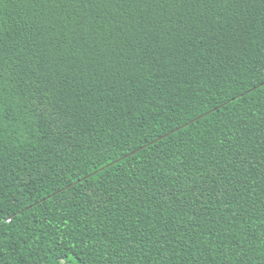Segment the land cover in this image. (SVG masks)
I'll return each mask as SVG.
<instances>
[{
	"label": "trees",
	"instance_id": "trees-1",
	"mask_svg": "<svg viewBox=\"0 0 264 264\" xmlns=\"http://www.w3.org/2000/svg\"><path fill=\"white\" fill-rule=\"evenodd\" d=\"M262 81L264 0H4L0 264H262ZM229 138L235 209L213 192L196 221L156 195Z\"/></svg>",
	"mask_w": 264,
	"mask_h": 264
},
{
	"label": "snow or ice",
	"instance_id": "snow-or-ice-1",
	"mask_svg": "<svg viewBox=\"0 0 264 264\" xmlns=\"http://www.w3.org/2000/svg\"><path fill=\"white\" fill-rule=\"evenodd\" d=\"M68 2H75V0H68ZM133 2L138 4L142 0H133ZM212 2L213 0H209V3ZM218 2L225 6H231L240 3V0H218ZM3 3L4 0H0V5ZM221 19L223 20V27L216 34L217 39L213 48H218L227 55L229 50L234 51L235 37L246 29L248 21L247 18L240 15H237L234 20L226 17H221ZM204 40L205 38L202 36L196 37L195 48L199 54H203L200 46L204 44ZM189 51H192V49H189ZM140 66L143 67V64ZM33 71H39V68L33 69ZM262 84H264V81H262ZM4 111L2 105H0V121L3 119ZM230 141L231 138H229V141L222 142L227 143V148L223 153H213L212 157L210 159L205 158L203 163L201 162L202 158L197 156L194 162L195 167L187 165L189 168L187 172L184 171L186 165L183 161L180 162L178 170L176 168L165 170V178L156 195L162 197L164 201H171L172 203L180 202L191 211L193 214L191 219L196 221H201L199 210L207 207V205L201 203V198L211 197L213 192H215V198L212 201L213 207L235 209L236 204L229 200L231 191L228 185L234 182L233 177L236 174L234 165L243 168L247 165L248 160L246 156L241 154V148L244 147L243 144L236 146ZM261 143L264 146V141ZM237 156L240 157L239 160L235 159ZM259 162L264 165V152H261ZM156 163L159 164L160 161L157 159ZM168 163H171V161ZM2 164V153H0V166ZM255 166V164L252 165V167ZM260 174L262 182H264V168L261 169ZM169 175L174 176L175 179L169 181L167 179ZM140 191L144 192V189L141 188ZM187 197H191V199H186ZM244 211L246 212L247 209H244ZM232 215H236L235 211L232 212ZM197 227L193 226V231H196ZM239 247L240 244L237 243V248Z\"/></svg>",
	"mask_w": 264,
	"mask_h": 264
},
{
	"label": "rangeland",
	"instance_id": "rangeland-1",
	"mask_svg": "<svg viewBox=\"0 0 264 264\" xmlns=\"http://www.w3.org/2000/svg\"><path fill=\"white\" fill-rule=\"evenodd\" d=\"M72 262H73L72 264H76V263L74 262L73 258H72Z\"/></svg>",
	"mask_w": 264,
	"mask_h": 264
},
{
	"label": "bare ground",
	"instance_id": "bare-ground-1",
	"mask_svg": "<svg viewBox=\"0 0 264 264\" xmlns=\"http://www.w3.org/2000/svg\"><path fill=\"white\" fill-rule=\"evenodd\" d=\"M204 105V104H203Z\"/></svg>",
	"mask_w": 264,
	"mask_h": 264
}]
</instances>
